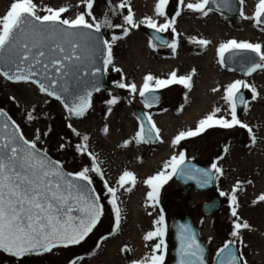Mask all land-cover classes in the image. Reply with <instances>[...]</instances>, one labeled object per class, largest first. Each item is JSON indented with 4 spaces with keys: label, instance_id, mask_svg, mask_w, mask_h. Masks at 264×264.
<instances>
[{
    "label": "snow or ice",
    "instance_id": "6c2138e0",
    "mask_svg": "<svg viewBox=\"0 0 264 264\" xmlns=\"http://www.w3.org/2000/svg\"><path fill=\"white\" fill-rule=\"evenodd\" d=\"M239 16L254 23L264 31V0H256L251 15L244 11L245 0H238ZM84 11L78 12L75 18H62L69 9L66 6L40 8L34 0H12L6 14L0 17V76L14 83H31L37 86L40 93L54 97L66 109L69 117L82 118L92 106L93 92H99L97 77L106 73L113 64V44L128 36L131 29L140 25L153 30L149 47L166 46L174 53L178 47L175 24L177 17L185 9L191 13L207 16L213 11L210 5L220 7L227 5L229 0H178L175 14L168 18L165 11L169 0H156L154 14L163 17L164 23H157L151 16H146L139 22L128 0H120L115 7H110L112 15H120L119 9L127 8V14L122 15L121 23H113L105 15L98 19L93 15L94 0H80ZM43 12L44 14H40ZM86 17H91V22ZM102 29H120L122 34L113 33L111 39H102ZM174 34L169 42L160 33ZM193 43L206 46L210 42L205 39L190 38ZM225 53H247L241 57L242 69L245 76H251L257 70L264 71V45L249 41L230 39L221 43L217 49L220 64H225ZM87 65V67H85ZM113 71L121 72L120 68ZM195 70H193L194 73ZM192 75H177L172 71L166 79L146 74L139 86L132 82L121 80L114 82L120 89H126L129 94H138L146 108H151L159 99L158 89L170 85H182L192 88ZM243 89L251 94V101L260 97L257 88L243 79H236L223 87L221 96L224 107H214L210 113L201 118L194 129L179 131L171 140L173 146L181 141L197 137L208 129H234L239 127L249 134L252 144L256 143L253 128L239 118L238 108L245 112L250 106L245 98ZM213 88L212 92H219ZM119 97L112 96L105 101L111 106L116 105ZM226 115H218L221 112ZM32 112L27 113L26 119H36ZM137 130L130 139H125L120 145L128 147L135 143L149 144L163 142L161 131L154 122L151 114L145 112L137 117ZM67 127L77 136L81 134L69 123ZM109 132L107 125L103 128ZM43 135H48L44 132ZM41 132H35V138L28 140L20 127L11 120L8 113L0 109V251L13 257L22 258L32 254L48 253L56 248H68L80 245L94 231L104 215L102 199L111 206L112 228L106 236H101L96 243L100 248L101 242L115 235L121 227L122 209L119 205L120 190L131 192L137 184V176L127 169L123 170L115 182L109 184L103 177L98 157L88 149V136L82 137L76 151L90 158V165L74 173L65 172L59 161L50 159L46 150L37 147ZM61 148L65 145L61 144ZM227 153L228 148L223 149ZM220 156L214 159L208 168H197L187 163L186 154L180 151L171 155L163 162L161 169L143 179L147 187L145 206L156 208L159 205L160 191L173 177L179 176L196 180L203 188L224 175L219 165ZM97 174L103 181L104 196L97 193L93 187L91 174ZM251 184L252 181H247ZM243 182L237 180L230 192L219 190L221 197H226L230 208L233 238L226 241L217 251V264H247L243 254L237 255L238 248L243 244V230H250V224L238 214L237 193L242 190ZM264 202V194L252 201L253 204ZM152 215L151 212L148 213ZM167 225L164 211L161 208L159 216L153 221V227L142 236L149 251L140 259L132 260L130 264H165L167 252ZM179 248L177 264H205L204 248L197 240L196 233L187 224L178 226ZM130 249L125 245L121 252ZM84 257H76L69 264H80Z\"/></svg>",
    "mask_w": 264,
    "mask_h": 264
},
{
    "label": "rangeland",
    "instance_id": "374dc122",
    "mask_svg": "<svg viewBox=\"0 0 264 264\" xmlns=\"http://www.w3.org/2000/svg\"><path fill=\"white\" fill-rule=\"evenodd\" d=\"M12 0H0V17L6 14L8 7ZM40 7L49 6L58 8L60 6L68 7V11L63 14L62 18H75L78 12L84 11V5L80 0H34ZM256 2V0H255ZM120 3V0H94L93 15L98 19H103L107 15L113 23H121L122 15L127 14V8L119 9L120 15H112L109 11L110 7H115ZM132 8L134 19L139 22L145 15L140 14L143 7L141 2L137 0H128ZM175 6L178 7V0H169V4L165 11L169 16V9ZM240 6V5H239ZM219 16L227 24L235 26L238 23V17H227L218 12L211 11ZM210 13V12H209ZM40 14H44L41 12ZM175 14V12H174ZM182 14V12H181ZM91 22V17H86ZM181 15L177 17V21ZM157 23H164L163 17H155ZM145 25H140L138 28L131 29L128 36L116 41L113 44V64L109 66L106 72L107 81L114 82L120 81L121 76L124 81L128 83H136L138 86L142 84V52L146 49L157 56H166L170 53L171 49L168 47L158 46L156 48L149 47L150 38L143 32ZM257 30L260 27L255 26ZM102 36L104 39H111L113 33L121 35L120 29H102ZM170 40L173 38L171 30L164 32ZM220 62V57L218 56ZM226 70H229L223 66ZM113 68H120L121 72L113 71ZM257 70L256 72H258ZM237 79H243L252 84L251 76H242L239 73L232 71ZM20 84L21 87L17 88L15 85ZM116 85V84H115ZM164 91V96L160 104L151 108H146L139 100L138 94H129L126 89L117 87L116 92H109L107 90H100L92 95V106L82 118L69 117L66 109L62 103L53 97H48L46 94L40 93L37 86L31 83H14L6 80L0 76V108L8 113L11 120L14 121L21 129L23 135L28 140L35 138L37 129L41 132L40 141L37 147L46 150L47 154L59 161L62 167L74 173L81 170L82 167L90 165V158L82 155L76 151V145L82 142L84 135L88 136V149L93 152L100 162V167L103 172V177L109 182L110 185L116 186L115 182L118 179L111 178V168L115 167L116 159H120V173L127 169L132 171L137 176V184L131 192H124L120 190L118 193L120 200L119 205L122 209V223L121 227L115 235L109 236L107 240L101 242L100 248H96V243L101 236H106L111 232L112 228V213L111 206L108 205L106 199H102L101 203L104 205V215L101 222L94 229V231L86 238L80 245L71 246L68 248H56L48 253L28 255L22 258L13 257L3 251H0V264H69V261L76 257H84L80 264H130L132 260L142 258L149 249L145 246L142 236L153 227V221L158 218L160 209L162 208L165 216V224L167 225L166 244L167 252L165 256V264L170 260V250L173 247L172 231L170 228V220L183 214L192 216L193 221L198 229L199 236L207 244L210 252L217 250L226 241L233 239L230 236L232 230V220L234 219L230 214V208L226 197L219 195V190L230 192L235 184L233 181L225 180L220 177L214 181V188L210 192L197 193L193 189H189L185 195L181 194L182 186L173 177L160 191L159 205L156 208L146 207L145 198L147 187L142 183L143 179L147 176L159 171L163 162L171 155L178 154L184 151L186 158L189 160L197 161L207 167L217 157L222 156L223 147L231 139H240L245 136L244 129L236 127L234 129H221L212 128L206 130L204 133L197 137L189 138L181 141L179 145L175 146V150L168 156H163L160 163L153 164L145 173L141 172L138 168H134L135 161L144 163L148 160L149 156L154 155L157 149L165 145L163 142L158 144H130L125 148L124 152L121 147L125 139H130L137 130V116L134 112V107L140 106L147 110L151 116H160L168 109L181 108L186 90L181 85H170L167 88L161 89ZM246 99H250V92L243 89ZM28 93V94H27ZM30 95V96H29ZM112 96L119 97L116 105L111 106L112 111L109 112V105L105 103ZM46 99V100H45ZM32 101V102H31ZM46 101L44 103H38ZM30 102V103H29ZM33 102H36L32 105ZM38 104V105H37ZM32 112L36 119L28 121L26 119L27 113ZM244 110L238 111L239 118H241ZM103 121V128L108 121L117 122L113 126L114 133L123 135L121 143L116 148H112L107 152L105 149H96L89 135V131L95 127V124ZM71 124L81 135H75L68 127ZM197 124V123H196ZM196 124L190 129H194ZM187 130V129H186ZM48 132V135H43ZM116 140V139H114ZM65 145L61 148L60 145ZM108 158V159H107ZM135 160V161H133ZM221 166V160H219ZM222 167V166H221ZM118 174V176L120 175ZM93 187L102 197L104 196L103 181L100 176L93 173ZM140 175L142 177H140ZM140 185V194L138 197V208L141 212V218L132 219L130 213V199L131 194L134 193L135 188ZM179 195L180 199L175 202L173 198ZM239 207L237 209L239 216L247 221L251 228L250 230H243L241 238L243 244H237L239 255L242 253L247 260V264H264V219L260 220L259 213L263 209L264 202L253 204L252 201L257 197H248L243 190L237 193ZM216 197L220 201L219 208L210 215H205L201 211V204L210 198ZM151 212L152 215L148 213ZM127 245L130 251L121 252V248ZM110 253L118 256L119 260L109 261ZM211 258V255L208 256Z\"/></svg>",
    "mask_w": 264,
    "mask_h": 264
},
{
    "label": "bare ground",
    "instance_id": "6f19581e",
    "mask_svg": "<svg viewBox=\"0 0 264 264\" xmlns=\"http://www.w3.org/2000/svg\"><path fill=\"white\" fill-rule=\"evenodd\" d=\"M139 2L142 3L141 6L143 5L140 10L141 15L156 17L154 14L156 0H137V3ZM254 4L255 0H245L243 8L247 15L252 14ZM175 27L179 34L176 37L178 47L175 53L171 50L166 56H157L152 54L149 49H145L142 52V78L146 74H152L157 78L166 79L172 71H176L177 75H192V88L186 89L181 85L186 90L181 108L168 109L160 116H152L161 131L165 145L157 149V153L149 156L144 163L133 160L135 161L133 163L134 168H138L144 173L155 164L160 163L163 156L173 153L175 146L171 144V140L179 131L193 127L214 107H224V102L221 99L223 87L237 78L232 71L226 70L218 61L217 49L219 45L230 39L264 45V31L257 30L252 21L244 20L241 17L238 18V23L232 26L212 12L207 16H202L185 9ZM192 37L205 39L210 43L201 46L193 43L190 39ZM193 70H195L194 73ZM251 80L259 91L260 97L256 101H251L250 96L249 109L247 112H243L240 119L253 128V134L257 138L256 143H251L249 134L244 130L245 136L240 139H231L223 147V149L227 147L228 151L227 153L222 151L224 158L221 160V166L224 170L223 178L225 180L234 183L237 180L242 181V190L246 192L248 197H258L264 194V71L255 72ZM15 86L21 87L20 84ZM213 88H220V91L214 93L212 92ZM44 102L46 101L38 103ZM35 103L33 102L32 105ZM218 115H226V113L222 111ZM116 123L113 120L108 121L106 125L109 132L105 134L103 121L97 120L95 127L89 131L94 144L93 147L109 152L110 149L119 146L123 135L114 133L113 126ZM124 150L125 148H123L122 153ZM115 163L110 174L113 179L118 177L121 169L120 159H116ZM140 177L142 176L140 175ZM249 180L252 181L251 184L247 183ZM139 194L140 185L131 194L129 209L132 219L141 218V212L138 208ZM262 206L263 209L258 218L260 220L264 219V204ZM262 250L261 252L264 253V248ZM116 259L119 260L118 256L110 253L109 261Z\"/></svg>",
    "mask_w": 264,
    "mask_h": 264
},
{
    "label": "water",
    "instance_id": "95a60500",
    "mask_svg": "<svg viewBox=\"0 0 264 264\" xmlns=\"http://www.w3.org/2000/svg\"><path fill=\"white\" fill-rule=\"evenodd\" d=\"M229 3L231 4V9H229V7L227 5H224V6L220 7L219 10H217V5H215V4L210 5V6L213 8V10H215V11L221 13V14H224L226 16H229V17L238 16V14H239V11H238L239 2H238V0H229ZM174 12H175V7H172L170 9V11H169V15L172 16L174 14ZM143 31L147 35H149L150 38L153 36V30L152 29H150L148 27H145V28H143ZM160 35L165 40L169 41V38L167 36L163 35L162 33H160ZM102 39H104L103 36H102ZM162 47H165V46H162ZM247 55H248L247 53H238V54L225 53V56H224L225 64L224 65L226 67H228L229 69L234 70V71L240 73L241 75H244V72H243V69H242L243 60L241 59V57H244V56H247ZM85 67H87V65ZM97 79H98V86L100 87V90L101 89H107L110 92H116L117 87L114 84H112V83L107 81L106 73H101L97 77ZM243 93H244V91H243ZM156 95L159 97V99L154 105L158 104L163 98V93L160 90H157ZM139 98H140V100H142L141 97H139ZM240 109L241 108H238V111H240ZM135 112H136L137 116H140L141 114L145 113V111L142 108H140V107H135ZM154 143H157V142H153V144ZM48 157L50 159L54 160L49 155H48ZM54 161H56V160H54ZM187 163L189 165H194L197 168H207V167L202 166L201 164H199L197 162H194V161H191V160H187ZM63 170L65 172H67L64 168H63ZM175 178L183 186V190L181 192L183 195H185L187 193V191H188V189L190 187H192L194 189V191H196V192H207V191L213 190V188H214V181L211 184H209L208 186L201 188V187L198 186L196 180H190V179H186V178H181L179 176H176ZM179 199H180V196L176 195L173 200L175 202H177V201H179ZM219 206H220L219 200L216 197H213L211 200L205 201V202H203L201 204V211L204 214H211L214 211H216L219 208ZM180 224L189 225L193 229V231L196 233L197 240L201 243L202 247L204 248L205 264H209V262L207 260L208 247L200 239V237L198 235V231H197L196 225H195L192 217L190 215H188V214H184L182 216L175 217V218H173L171 220L170 225H171V229L173 231L174 246H173V248L171 250L172 259L170 260L169 264H177V260H178L177 250L179 248L178 226ZM213 264H217V254L215 256Z\"/></svg>",
    "mask_w": 264,
    "mask_h": 264
},
{
    "label": "flooded vegetation",
    "instance_id": "af4514ba",
    "mask_svg": "<svg viewBox=\"0 0 264 264\" xmlns=\"http://www.w3.org/2000/svg\"><path fill=\"white\" fill-rule=\"evenodd\" d=\"M218 250V249H217ZM217 250H215V251H213L212 253L211 252H209V255H211V260L214 258V256H215V254H216V252H217ZM169 263V260L167 261V263L166 264H168Z\"/></svg>",
    "mask_w": 264,
    "mask_h": 264
}]
</instances>
